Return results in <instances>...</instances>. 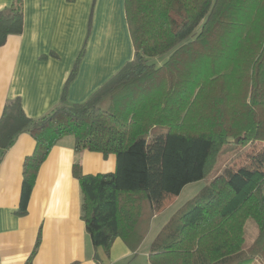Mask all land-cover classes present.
Segmentation results:
<instances>
[{"label": "trees", "instance_id": "obj_1", "mask_svg": "<svg viewBox=\"0 0 264 264\" xmlns=\"http://www.w3.org/2000/svg\"><path fill=\"white\" fill-rule=\"evenodd\" d=\"M124 14L132 58L84 102L65 100L82 47L53 108L32 118L16 97L0 114V160L18 134L34 140L22 163L19 214L26 212L39 167L63 136L73 137L77 152L115 156L113 172L73 166L96 264H103L96 249L108 256L116 238L134 254L168 196L208 178L219 153L264 143V0H124ZM22 30L23 0H12L0 9V46ZM167 52L161 66L148 63ZM191 54L203 58L204 78L196 83L198 67L185 73L195 85L186 111L180 115V103H142L164 68ZM250 156L249 165L211 177L163 225L147 264H264V150ZM247 219L258 231L243 247ZM37 246L38 238L31 256Z\"/></svg>", "mask_w": 264, "mask_h": 264}, {"label": "crops", "instance_id": "obj_2", "mask_svg": "<svg viewBox=\"0 0 264 264\" xmlns=\"http://www.w3.org/2000/svg\"><path fill=\"white\" fill-rule=\"evenodd\" d=\"M11 1L0 0V9ZM82 47L67 103L84 102L132 58L124 0H23V30L0 46V114L16 97L32 118L53 108ZM33 148L32 137L20 133L0 160V264H96L73 166L82 173L113 172L115 156L77 152L73 137L63 136L39 167L26 212L19 214L22 163ZM96 252L103 264H126L132 256L120 238L108 256L101 248Z\"/></svg>", "mask_w": 264, "mask_h": 264}, {"label": "rangeland", "instance_id": "obj_3", "mask_svg": "<svg viewBox=\"0 0 264 264\" xmlns=\"http://www.w3.org/2000/svg\"><path fill=\"white\" fill-rule=\"evenodd\" d=\"M170 52L155 56L153 58H149L148 63L153 64L154 67L161 66L164 62H166L169 58ZM194 58L191 59L190 56L185 59V56L180 59L173 60V63L166 66L162 73L159 74V79L157 80V84L155 88L153 86L151 96H147V99L142 103H149V101L155 102H168L173 106L179 105L181 107V113L185 112L187 109V103L191 100L195 92V85L191 82L190 78L185 75L186 72H201L199 79L196 83L201 84L204 78V68H202L203 58L199 55L198 57L194 56L196 54H191ZM197 60L198 65H195V61ZM198 67V69H197ZM189 84V85H188ZM198 85V86H199ZM167 90L163 93V90ZM178 91V92H175ZM162 92V94H160ZM201 97V96H198ZM197 101V100H196ZM183 104V105H182ZM160 116V115H158ZM264 150V143H250L246 146H239L236 149L230 151L229 148L222 153H219L216 157V162L208 178L191 182L183 186L181 191L176 196H168L165 200L162 207L165 208L158 214L151 222V226L149 231L145 235L142 243L137 248L136 252L132 254L130 258H128L125 263L129 264H147V254L150 248L151 242L154 240L158 232L161 230L163 225L170 220V218L178 212L180 208H182L192 197H194L210 180L214 175L219 174L225 167L228 166H242L249 165L251 161V156L253 153H258ZM158 212V211H157ZM156 212V213H157ZM257 227L251 219H247L244 225V244L243 247L249 246L254 240L257 234ZM124 261L118 264H124ZM248 264H263L259 260H255Z\"/></svg>", "mask_w": 264, "mask_h": 264}, {"label": "water", "instance_id": "obj_4", "mask_svg": "<svg viewBox=\"0 0 264 264\" xmlns=\"http://www.w3.org/2000/svg\"><path fill=\"white\" fill-rule=\"evenodd\" d=\"M236 141H237V139H236Z\"/></svg>", "mask_w": 264, "mask_h": 264}]
</instances>
